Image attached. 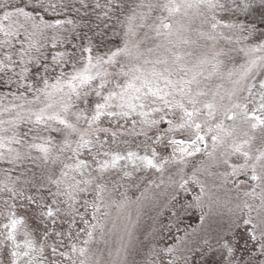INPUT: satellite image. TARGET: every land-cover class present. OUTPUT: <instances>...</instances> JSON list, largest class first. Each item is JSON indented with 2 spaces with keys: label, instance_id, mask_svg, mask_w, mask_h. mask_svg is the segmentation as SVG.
Returning <instances> with one entry per match:
<instances>
[{
  "label": "snow or ice",
  "instance_id": "1",
  "mask_svg": "<svg viewBox=\"0 0 264 264\" xmlns=\"http://www.w3.org/2000/svg\"><path fill=\"white\" fill-rule=\"evenodd\" d=\"M0 264H264V0H0Z\"/></svg>",
  "mask_w": 264,
  "mask_h": 264
},
{
  "label": "trees",
  "instance_id": "2",
  "mask_svg": "<svg viewBox=\"0 0 264 264\" xmlns=\"http://www.w3.org/2000/svg\"><path fill=\"white\" fill-rule=\"evenodd\" d=\"M260 15V9H259V7H257V10H256V12H255V16L256 17H258ZM242 19H252V17H249V18H244V17H241Z\"/></svg>",
  "mask_w": 264,
  "mask_h": 264
}]
</instances>
